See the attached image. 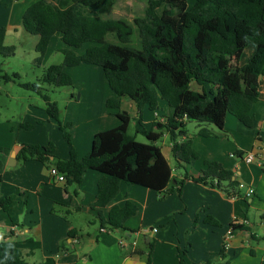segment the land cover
Instances as JSON below:
<instances>
[{"label":"trees","instance_id":"1","mask_svg":"<svg viewBox=\"0 0 264 264\" xmlns=\"http://www.w3.org/2000/svg\"><path fill=\"white\" fill-rule=\"evenodd\" d=\"M58 1L55 7L46 0H39L28 7L22 17L25 31L39 38L35 49L37 64H42L54 35L60 34L66 45L62 51L63 63L51 66L43 82L54 87H72L73 79L65 71L67 68L97 66L103 70L115 95L107 101V107L120 110L121 99L129 98L137 105L140 124L145 107L156 112L160 100L165 101L169 109L166 123H155L153 127L169 132L172 155L184 170V177L176 184L173 182V169L161 148L154 144L156 138L151 136L152 131L143 130L142 133L153 144L138 142L136 136L129 133L131 115L126 111L115 113L120 125L96 134L92 150L80 159L72 144L71 125L61 121L58 104L52 102L39 85L31 83L20 86L43 97L47 114L58 123L70 146V157L58 158L55 145L50 143L43 147L24 145L17 158L24 162L37 160L47 168L52 165L65 176V189L72 185L79 187L88 171L101 173L93 208L111 204L121 182L156 191L160 200L173 192L182 193L189 180L216 188L227 183L232 189H229V196L241 198L235 175L222 164L206 161V169L200 175L190 172L191 162L200 159V154L193 147V139L187 136V124L195 121L224 130L226 119L231 115L245 127H253V107L260 100L259 80L264 76V0H195L190 9L189 0H148L145 16L136 18L133 24L77 12L78 6H84L102 14L108 9L107 0ZM135 29L140 39L138 47L132 45ZM110 35L118 43L110 42ZM5 37L6 29L0 28V55L10 57L15 49L5 45ZM84 45H89L85 54H76L75 50ZM248 48L252 53L248 62L241 66L239 60ZM0 81H14L1 66ZM193 82L202 88L209 83L215 89L210 93L197 92L190 89ZM24 127L31 128V125ZM183 137L186 140L179 141ZM12 203L11 197H0V210L9 211ZM137 211L138 207L129 201L123 207L115 206L106 220L100 219L101 228L120 232L128 240L126 233L134 231L126 227V222ZM205 222L220 226L211 216L206 217ZM231 228L233 234L249 231L245 225L231 224ZM69 237H73L72 232ZM152 249L150 244L146 264L152 263ZM226 249L224 241L219 253L224 261ZM179 257L180 264H186L181 253ZM0 264L25 262L18 248L0 242Z\"/></svg>","mask_w":264,"mask_h":264},{"label":"crops","instance_id":"2","mask_svg":"<svg viewBox=\"0 0 264 264\" xmlns=\"http://www.w3.org/2000/svg\"><path fill=\"white\" fill-rule=\"evenodd\" d=\"M37 1L39 0H34L33 3ZM46 1L55 7L58 6L59 3L58 0ZM107 3V11L102 14L99 12L100 16L98 17L104 20H124L129 24H133L136 18L144 17L148 6L147 2L142 16L137 15L134 17L133 12L135 8L140 6V0H107ZM31 5L20 2V0H14L10 15V23H21L23 14ZM115 7H119L122 12L116 14V12L113 11ZM18 25L19 24H15L10 27H13L16 33H20ZM112 37L115 38L114 36ZM38 41L39 38L35 42L36 45ZM113 43H118V41ZM68 74L72 76L71 73ZM259 83L260 100L257 104L264 102V76L260 77ZM74 84L75 82L73 81V85ZM77 89L80 91L78 100L75 101L72 94L71 103L80 104L83 108L82 111L74 115L72 120L65 121V125L70 123L72 129V144L79 158L82 159L92 150L96 134L114 129L120 125V120L115 116L116 112H127V110H125L126 106H130L137 112L138 109L136 103L129 98H122L121 109L113 112V110L107 107V101L115 97L111 89L110 91L104 89L101 94L96 95H92L90 88H87L85 85L77 87ZM127 99L130 100V103H128L129 101H127ZM254 110L253 107L255 121L251 130H253V134L256 135V139L261 141L263 136L259 133H264V118L258 119ZM157 111L154 112L155 117L153 125L155 123L164 125L166 123V116L169 114V109L166 116L157 114ZM228 117L224 128L225 134H231V130L226 128V124L231 120L228 119ZM48 122H55L58 125V123L50 117ZM142 122V124H140V122L139 124L143 127V124H146V122L144 120ZM24 125L21 127L25 128ZM231 125L236 126V129L240 131L243 124L239 121L236 123L231 120ZM26 129L31 130L33 126L31 125V128ZM143 130L145 129L141 128L137 133L143 134ZM59 131L61 132L60 129ZM149 131H152L151 136L154 137V139L156 138L154 140L155 145H157V142L162 136H166L165 133L169 134L168 131L161 129H159V131ZM185 140L186 137L179 139L181 142ZM35 145H37V143ZM39 145L42 146L44 144ZM193 147L200 154V158L203 159L204 163L206 161L218 162L229 171H233L234 167H236V169H238V175L242 176V170L238 168L237 164H234L233 161L225 162L221 153L215 151L204 157V153L202 150L198 149L194 140ZM239 148H241V146H239ZM56 153L57 150L55 149V155ZM240 153L242 157L245 155L244 151ZM164 156L173 169L169 158L165 154ZM9 157L10 163L14 164L17 160V152H10ZM69 157L70 146L69 151L66 152L63 150L59 158L68 159ZM242 157L240 154L238 155L239 161L245 162ZM196 161L197 160H193L189 167L193 169V173H202L205 170V164L198 165ZM30 162L43 164L37 160L27 161V163ZM246 164L250 165L248 163ZM259 165L263 166L261 163H259ZM178 167L180 166L178 165ZM45 169L44 173H42L43 169L41 166L34 167L32 175L28 176L26 179V182L40 185L38 190L41 194L38 201L39 207L36 213H34V210H31L32 217H28V205H26L23 213L13 217L11 213H9L10 209L9 211L0 210V227H2L0 228V242H3L7 246L18 248L25 264H146L147 256L142 259L144 254L140 253H144V250L141 247L148 250L150 244H152L153 247L151 264H180V253L183 255L186 264H207L213 259L219 261L220 264L226 261L230 264H264V220L262 219L264 215V174L260 176L259 181H257L255 175L249 180V188L254 190L255 193L253 196L258 197L256 199L257 201L251 198L252 196L249 198L245 196L241 198L230 197L228 194L230 188L227 183L221 184L220 188H216L189 180L185 182L182 193L173 192L166 199L160 200L156 191L121 182L119 192L111 204L105 208H93V204L97 201L98 182L103 176L101 173L88 171L81 185L79 187L76 186L74 189L72 188L73 185L70 186L72 190L70 191L69 187L65 189L64 183L54 182L48 171L49 168L45 167ZM250 171L252 174L255 172L253 167L250 168ZM183 175V173H178L173 169V182L176 184L177 180H182L184 177ZM198 175L200 174H197V176ZM234 179L237 180L239 185H244L238 180L237 176H235ZM1 182L2 181H0V183ZM215 184L216 182H214V185ZM231 190L232 189H230V191ZM42 199L47 204L54 203L61 208L60 210L65 212L64 216L55 217L61 218L59 220H62L64 224L58 225L61 232L56 235H52L51 230L47 233L45 225L42 222L43 218H46L48 223L54 221L46 217L41 207ZM128 201L135 204L138 207V211L135 216L126 222V227L134 232L126 233L128 237V247L123 249L119 244L120 237L114 235L113 232L102 229L100 219L104 218L106 220L113 207H123ZM247 206L249 209L254 208L256 211L255 215H257L258 212L261 213L263 236L252 232L253 226L249 221ZM1 212H3V215ZM81 216H83V219L76 220L77 217L79 218ZM208 216L213 217L219 222L220 226L215 227L207 224L205 219ZM231 224L245 225L249 228V231H237L229 238L225 251L226 260L224 261L219 253L223 248L227 233L231 229ZM85 225L91 228L99 225L101 232L106 236L101 238L99 243L100 238H92L89 233V227H85ZM7 229L8 233L6 232ZM154 229H156V231H154ZM70 232L73 233V237H69ZM85 233H87L86 235L89 238V243H85L84 241ZM252 236H255V238ZM252 241L261 244L257 247H253ZM134 242L137 243V246L132 247L131 244ZM61 246L63 247L62 250H60ZM250 249L251 251L249 253L248 250Z\"/></svg>","mask_w":264,"mask_h":264},{"label":"rangeland","instance_id":"3","mask_svg":"<svg viewBox=\"0 0 264 264\" xmlns=\"http://www.w3.org/2000/svg\"><path fill=\"white\" fill-rule=\"evenodd\" d=\"M20 2H25L27 5H31L34 0H20ZM141 4L138 8H135L133 15L142 16L144 10L147 6L148 0H140ZM14 0H0V28L6 29L5 45L8 47H14L15 52L10 57H3L0 55V66L4 70L5 74L11 77L14 81L5 82L0 81V161L3 163V170L1 171L2 182L0 183V197H11L13 200V205L10 207V212L12 217L17 214L23 213L25 211L26 205L29 206V216L32 217V211L34 213L38 211L39 198L41 197L38 191L40 185H35L26 182L28 176L32 175L34 167L41 166L44 173L45 165L38 162H24L17 158L14 164L10 163V152L16 151L17 157L20 154V150L24 145H39L41 147L48 146L49 143H53L57 150L56 156L62 154L63 150L69 151V145L64 139L63 133L58 129V125L55 122H48L47 106L43 97L31 90L25 89L20 84H37L43 89V93L47 95L52 102H56L60 109L61 121L65 124V121L72 120L74 115L82 111L83 106L80 104H73L72 94L74 100H78L80 91L77 87L87 86L90 88L91 94H101V92L106 89L110 91L107 80L103 74V71L99 67L82 65L74 68H67L65 71L71 73V77L75 84L72 87H54L43 82V77L46 71L53 65H60L64 61V55L62 53L63 49L66 48L61 35L56 34L53 36L49 48L44 56L41 65L36 63V58L38 54L36 53V41L37 37L29 34L23 28V24L11 22L10 15L13 9ZM195 0H189V9L193 7ZM116 14H120L122 10L119 7L113 9ZM77 12L79 14H85L87 16H100L98 11H92L84 6H78ZM124 12V11H123ZM125 14V12H124ZM126 15V14H125ZM11 24V25H10ZM15 24H19L20 33H16L13 27ZM10 28V29H9ZM109 41L117 42L112 36H108ZM133 46H140V39L138 32L136 30L133 41ZM89 45H84L80 49L75 50L78 55H84ZM252 53V49L248 48L241 59L239 64L241 66L245 65ZM18 76V78H14ZM190 89L202 92L205 90L210 93L213 89V85L207 83L204 87L198 86L195 82L190 85ZM210 98H212L210 96ZM130 103V100L127 99ZM254 113L257 115L258 119L264 118V102L254 105ZM125 110L131 115V124L129 128V133L131 135L137 136L136 140L145 144H153V141L149 140L146 136L141 133H137L138 130L144 128L145 130L159 131V129L153 127L155 113L150 111L148 107L143 110V120L146 124L143 127L139 124L140 115L137 111H134L130 106H126ZM115 112V111H113ZM168 113V105L165 101L160 100L159 110L157 114L161 116H166ZM228 119L238 123V120L234 116H229ZM231 120L226 124V128L231 130V134H225L224 130H219L216 126L210 124H200L195 121H191L187 125L188 137L195 141V145L198 149L202 150L204 157L208 154L214 153L215 151L221 153L222 158L225 162H234L237 164L238 168L242 170V176L238 175V169L234 167L233 174L237 176L238 180L245 185V188H238V192L241 193V197H246L248 188L250 187L249 180L255 177L257 181L260 180V176L264 174V133H259L263 136L261 141L256 139L253 130L247 128L244 125L241 126V130H237L236 126L231 125ZM233 123V122H232ZM24 124H29L33 126V129L27 130L21 126ZM70 124V123H68ZM254 126V125H253ZM73 128V127H72ZM72 129L70 130L71 134ZM208 134V138L202 137L201 134ZM166 136H162L157 142V145L161 148L164 154L169 158L170 163L174 171L178 173H184V170L178 167L176 160L173 158L171 144L172 138L170 134L165 133ZM201 135V136H200ZM42 142V143H41ZM241 146V148H239ZM214 150V151H212ZM242 150V151H240ZM254 153L256 160L247 165L246 162H241L238 159L240 152ZM198 165H204L202 158L196 161ZM263 164V166L259 165ZM45 166V167H44ZM254 168V174L251 173L250 168ZM47 168V167H46ZM52 168H49V172ZM206 169V166H205ZM191 173L193 169L189 167ZM195 176L201 174L199 172L193 173ZM76 185H73L74 189ZM70 188V187H69ZM70 191L71 188H70ZM251 197V196H250ZM249 198V197H248ZM251 198L255 200L258 197L252 195ZM43 200V199H42ZM41 200V207L46 214V217L53 222L48 223L46 218L42 219L45 225L47 233L51 230L52 235H56L61 232L58 225H64L61 217L65 215V212L60 210L58 206L53 204H47L44 200ZM257 201V200H256ZM248 209L249 221L252 224V232L263 236L262 219L260 217V212L256 214L254 208ZM250 210V211H249ZM55 212V213H53ZM3 215V212H1ZM44 216V214H43ZM53 219V220H52ZM83 219V216L77 217L76 220ZM57 221V222H55ZM87 225H85L86 227ZM89 227V226H87ZM2 228V227H0ZM8 233V229L6 231ZM4 233V234H7ZM89 233L92 238L99 237V243L101 238L106 235L101 232L100 226L89 227ZM114 233V232H113ZM84 234L85 243H89V238ZM120 237V240L124 237L122 233H114ZM101 236V237H100ZM119 240V243H120ZM262 241V240H261ZM261 243L252 241V246L257 247ZM144 250V259L148 250L141 247ZM255 249V248H254ZM124 251V250H121ZM249 253L251 251L248 250ZM207 264H220L219 261L213 259Z\"/></svg>","mask_w":264,"mask_h":264},{"label":"built area","instance_id":"4","mask_svg":"<svg viewBox=\"0 0 264 264\" xmlns=\"http://www.w3.org/2000/svg\"><path fill=\"white\" fill-rule=\"evenodd\" d=\"M242 158L248 164H251V163H253L256 160V156H255L254 153H249L247 155H244ZM50 174H51V177H52V179H53L54 182H56V183H65V181H66L65 176L62 175V174H60L56 168H52L50 170ZM239 187L242 189V188H244V185H240ZM254 193L255 192H254L253 189L248 188V191L246 193V197H250V196L254 195ZM103 231H105V230H103ZM154 231H156V229H154ZM232 235H233V233H232V228H231L229 230V232L227 233V236H226V239H225V241H226L227 244H228L229 238ZM119 244H120L121 248L125 249V248L128 247V240L126 238H124V239L122 238L120 240V243ZM131 245H132V247H135V246H137V243L134 242Z\"/></svg>","mask_w":264,"mask_h":264}]
</instances>
